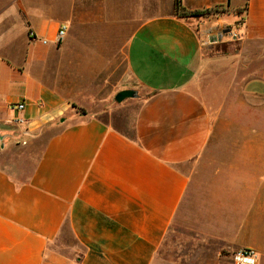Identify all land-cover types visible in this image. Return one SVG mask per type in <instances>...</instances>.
<instances>
[{
    "label": "crops",
    "instance_id": "0c3cea01",
    "mask_svg": "<svg viewBox=\"0 0 264 264\" xmlns=\"http://www.w3.org/2000/svg\"><path fill=\"white\" fill-rule=\"evenodd\" d=\"M182 5L0 0V264H264V0Z\"/></svg>",
    "mask_w": 264,
    "mask_h": 264
},
{
    "label": "rangeland",
    "instance_id": "374dc122",
    "mask_svg": "<svg viewBox=\"0 0 264 264\" xmlns=\"http://www.w3.org/2000/svg\"><path fill=\"white\" fill-rule=\"evenodd\" d=\"M2 18V17H1ZM0 18V21H1ZM124 42H125V32H124ZM120 66V80L121 88L119 92L125 90H132L136 93V97L127 98L123 102L118 103L115 99L112 102V106H118V116H122L125 119H131L135 109L139 106L141 101L146 96V91L141 89V86L137 84L133 76L128 72L126 66L125 55L122 58ZM119 80V81H120ZM118 81V82H119ZM120 83V82H119ZM124 122V121H123ZM210 243H204L203 240L193 232H187L185 230L174 228L172 234L166 243V249L163 251L161 257L164 261L170 262H179L181 259L182 262H194L195 258V248L201 246H210Z\"/></svg>",
    "mask_w": 264,
    "mask_h": 264
},
{
    "label": "built area",
    "instance_id": "2783aa9c",
    "mask_svg": "<svg viewBox=\"0 0 264 264\" xmlns=\"http://www.w3.org/2000/svg\"><path fill=\"white\" fill-rule=\"evenodd\" d=\"M66 34V27H61L58 31L57 38L61 41ZM14 108L22 111L25 108L24 104H17ZM20 123L23 121L20 120ZM257 255L253 250L241 249L233 255L234 264H256Z\"/></svg>",
    "mask_w": 264,
    "mask_h": 264
},
{
    "label": "trees",
    "instance_id": "16d2710c",
    "mask_svg": "<svg viewBox=\"0 0 264 264\" xmlns=\"http://www.w3.org/2000/svg\"><path fill=\"white\" fill-rule=\"evenodd\" d=\"M174 9L178 17L185 18V19L194 18V17H197L198 15H205L206 13H209V12L187 11L182 5V0H174Z\"/></svg>",
    "mask_w": 264,
    "mask_h": 264
},
{
    "label": "water",
    "instance_id": "95a60500",
    "mask_svg": "<svg viewBox=\"0 0 264 264\" xmlns=\"http://www.w3.org/2000/svg\"><path fill=\"white\" fill-rule=\"evenodd\" d=\"M136 97V93L132 90H125V91H122V92H119L115 99L118 103H121L123 102L125 99L127 98H134Z\"/></svg>",
    "mask_w": 264,
    "mask_h": 264
}]
</instances>
